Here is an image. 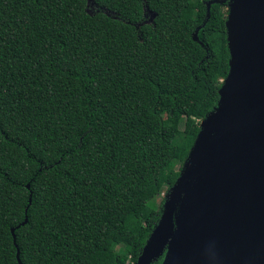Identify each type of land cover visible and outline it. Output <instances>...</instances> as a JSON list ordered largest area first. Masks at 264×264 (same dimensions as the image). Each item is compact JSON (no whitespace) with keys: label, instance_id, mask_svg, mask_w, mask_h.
Returning <instances> with one entry per match:
<instances>
[{"label":"trees","instance_id":"1","mask_svg":"<svg viewBox=\"0 0 264 264\" xmlns=\"http://www.w3.org/2000/svg\"><path fill=\"white\" fill-rule=\"evenodd\" d=\"M94 1L0 0V264H135L218 105L226 3Z\"/></svg>","mask_w":264,"mask_h":264},{"label":"water","instance_id":"2","mask_svg":"<svg viewBox=\"0 0 264 264\" xmlns=\"http://www.w3.org/2000/svg\"><path fill=\"white\" fill-rule=\"evenodd\" d=\"M213 3L227 4L229 73L135 264H264V0H209L206 21Z\"/></svg>","mask_w":264,"mask_h":264},{"label":"rangeland","instance_id":"3","mask_svg":"<svg viewBox=\"0 0 264 264\" xmlns=\"http://www.w3.org/2000/svg\"><path fill=\"white\" fill-rule=\"evenodd\" d=\"M88 10H89L91 13H93V12L99 10V8L97 7L96 4H91V5H88ZM145 21H146V22H149V23H151V22L153 21V16H152V14L149 13L148 11H147L146 14H145ZM176 167H178V164H177ZM166 192H167V190H164V192L156 198L155 203H156L157 205H160V204H161V201L163 200V198H165V194H166Z\"/></svg>","mask_w":264,"mask_h":264}]
</instances>
